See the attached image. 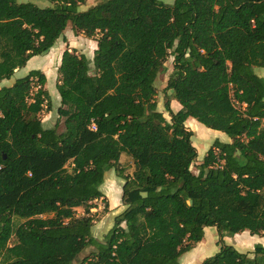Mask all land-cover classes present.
<instances>
[{
  "label": "trees",
  "instance_id": "obj_1",
  "mask_svg": "<svg viewBox=\"0 0 264 264\" xmlns=\"http://www.w3.org/2000/svg\"><path fill=\"white\" fill-rule=\"evenodd\" d=\"M50 1L0 0V82L69 26L97 48L93 59L62 53L52 127L39 116L52 103L41 70L0 88V264H180L208 226L264 236V0ZM170 56L165 89L182 107L167 102L168 120L155 83ZM189 117L231 138L198 173ZM110 169L125 208L99 239L91 202ZM219 245L200 264H264L262 244Z\"/></svg>",
  "mask_w": 264,
  "mask_h": 264
},
{
  "label": "rangeland",
  "instance_id": "obj_2",
  "mask_svg": "<svg viewBox=\"0 0 264 264\" xmlns=\"http://www.w3.org/2000/svg\"><path fill=\"white\" fill-rule=\"evenodd\" d=\"M17 1L31 2L40 7L53 6L50 0H17ZM102 1L105 0H87L85 4L80 6V10H86L89 7ZM89 39L86 36L79 37L77 39L78 40L77 44L80 46V49L78 50L74 49V50L84 51L86 53V56L91 57L93 53V45L82 43L83 40L85 42L86 40ZM173 60H174L173 56H170L167 59L165 63V68L162 72L159 73L155 83L157 89L156 101L158 103L157 104L158 110L162 111L166 115L168 120L171 119V112L167 111L166 103L169 102L171 109L174 108L173 95H172L173 91L166 90L165 87L167 85L168 77L173 70ZM54 61L52 62L53 64L50 65L49 67L50 70L48 71V78L45 87H48L51 93H53L54 90H56V93H58L56 85L59 79L58 76L59 73L58 70L57 73L55 72L56 61L55 62ZM39 64H43L40 57L37 58L35 57L30 61L31 68L33 69L38 68L37 66H39ZM255 70L257 74L264 77V67H256ZM20 74H23V71H21L18 75ZM51 101H52L51 106H45L44 109L39 113V116L42 119L44 126L46 127L53 124L55 125V123L59 119L58 102L53 95H51ZM192 120L194 124H191L190 126L192 128H188V129L192 130L194 133L192 137V142L197 148L198 156L196 161L192 164L191 169L193 172L198 173L199 166L204 161L205 156L209 148L214 143V141L216 139H219L224 142H230L231 138L222 131L208 128L207 126H205L195 118H192ZM118 165L125 168V172L128 174H132L134 172L135 169L134 162L126 154H123L120 157ZM70 168L71 165L69 166V169ZM105 177H106L105 183L103 184V186H101V189L104 192L105 196L100 199L92 201L91 205H93V207H91L90 209L91 215H93L95 218L92 232L99 239H102L103 236L112 228L115 220L114 213H116L118 207H122V206L124 207L123 203L120 201V191H121L120 181L122 178L117 176L115 169H110L109 172L106 173ZM110 177L111 179H109ZM107 195L109 196V198ZM106 200L108 201L107 206L105 203ZM116 201H119V203L115 204ZM110 207H113L112 209L115 212H112V210H110ZM76 214L77 216H84L86 215V211L83 207H78L76 209ZM16 222L18 223L19 219L16 218ZM222 239H224L225 243L234 245L241 252L253 251L256 244H262L264 246V236L252 235L249 231H243L240 232V234H236L234 236L226 235L223 238L219 234L216 226H208L205 228V235L203 240L198 244H196L189 252L185 253L181 257L180 262L184 264L185 260H189V262H186L187 264H200L205 258L214 255L219 250L220 248L219 243ZM92 250H93L92 247L86 248L77 257V261H81L87 255L88 256L91 255Z\"/></svg>",
  "mask_w": 264,
  "mask_h": 264
},
{
  "label": "crops",
  "instance_id": "obj_3",
  "mask_svg": "<svg viewBox=\"0 0 264 264\" xmlns=\"http://www.w3.org/2000/svg\"><path fill=\"white\" fill-rule=\"evenodd\" d=\"M81 36H85V35L83 33L75 32L72 29L71 26L70 27H67L66 30L64 31V34L56 41V43L54 44V46L48 52H46V53H44L42 55H38V56L36 55V56H33L32 58H30V60L27 62V64L24 67L17 69L16 72L14 73V75L10 79L2 80L0 82V88H2L4 86H11V85H13L18 79L27 76L32 70H35V69L41 70L46 75V77L48 78V71L50 70L49 67H50V65L53 64L52 62L54 60L56 61V69H55V72L57 73L58 67H59L60 62H61L62 53L66 49H69V50H72V49H77L78 50V49H80V46L77 44L78 43V40L77 39L79 37H81ZM80 41H82V40H80ZM82 43L83 44H91V45H93V53H92V56L91 57H88L87 56L89 59H93V57H94V51L97 48V41L95 40V38H90L89 40H86L85 42L83 40ZM77 52L86 55V53L84 51L79 50ZM35 57L36 58L37 57H40V59H41V61H42L43 64H39V66H37L38 68L33 69V68H31L30 61L33 58H35ZM21 71H23V74L18 75ZM58 76H59V74H58ZM45 88L48 90L50 96L53 95L54 98H56V100L58 102V107H60V105H61V103H60L61 101L60 100L61 99H60L59 93H56V90H54V92L51 93V91H49L48 87H45ZM57 92H58V90H57ZM173 107L174 108L172 109V111L173 112H177V111H179L181 109L182 106H181V104L176 99L173 98ZM165 117H166V115H165ZM192 118L193 117H189L186 120V127L187 128H192V127H190L191 124H194V122H192L193 121ZM190 121H191V123H190ZM53 125H49L47 127H52ZM107 172H109V171H107ZM105 179H106V177H105ZM109 179H111V177ZM120 182H121L120 201L122 202L121 197H122V186L124 184V180L121 179ZM120 182H119V184H120ZM116 183H117V181H116ZM104 196H105V194H104ZM108 198H109V196H108ZM118 203H119V201H116L115 204H118ZM112 208L113 207H110V210H112V212H115V211H113ZM124 208H125V206L124 207L123 206L122 207H118V210H116V213H114V218L119 213H121L124 210ZM238 234H240V233H238ZM186 262H189V260H185V263L184 264H187ZM180 264H182V263H180Z\"/></svg>",
  "mask_w": 264,
  "mask_h": 264
},
{
  "label": "built area",
  "instance_id": "obj_4",
  "mask_svg": "<svg viewBox=\"0 0 264 264\" xmlns=\"http://www.w3.org/2000/svg\"><path fill=\"white\" fill-rule=\"evenodd\" d=\"M235 104L237 105V106H241V104L238 102V101H235ZM246 104H242V106H245Z\"/></svg>",
  "mask_w": 264,
  "mask_h": 264
},
{
  "label": "bare ground",
  "instance_id": "obj_5",
  "mask_svg": "<svg viewBox=\"0 0 264 264\" xmlns=\"http://www.w3.org/2000/svg\"><path fill=\"white\" fill-rule=\"evenodd\" d=\"M191 123V122H190ZM191 127V126H190Z\"/></svg>",
  "mask_w": 264,
  "mask_h": 264
}]
</instances>
